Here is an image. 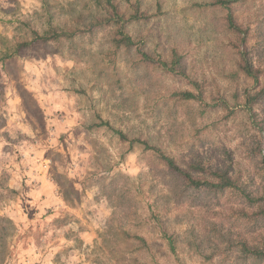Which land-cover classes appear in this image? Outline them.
<instances>
[{"label":"rangeland","instance_id":"obj_1","mask_svg":"<svg viewBox=\"0 0 264 264\" xmlns=\"http://www.w3.org/2000/svg\"><path fill=\"white\" fill-rule=\"evenodd\" d=\"M234 1L116 0L148 16L125 25L134 47L102 28L0 62V217L15 227L0 264H264L244 247L264 251V215L244 198L264 195V0ZM44 4L69 28L96 10L0 0V42L42 32ZM135 140L238 187H189Z\"/></svg>","mask_w":264,"mask_h":264},{"label":"trees","instance_id":"obj_2","mask_svg":"<svg viewBox=\"0 0 264 264\" xmlns=\"http://www.w3.org/2000/svg\"><path fill=\"white\" fill-rule=\"evenodd\" d=\"M89 3H94L95 11H91L88 15H81L79 16L77 20V24L75 28H69L67 26H58L53 24V16L50 15L49 8L47 4H44L46 6V11L49 14L48 21H47V27L42 31L34 30L32 28H29V38L22 39L21 41H16L14 43H11L8 40H4L3 43H1V51H0V62L5 63L8 60L13 59L16 57L20 51L24 48H28L36 43H58L61 40H72L75 38V36L83 33H93L98 29L102 28H110L114 29L116 28L117 31L115 33L116 37L113 40L114 45L117 48H132L135 46V41L133 38L128 35L124 29L125 25L128 22H141L148 18L145 13H143L140 9L139 2H136L134 4H131L127 2V5L122 6L123 4L116 3V0H88ZM234 0H217L214 5H220L227 9H230V5L234 3ZM126 7V8H125ZM21 25H30L28 22H23ZM229 25L232 28H235V23L229 17ZM142 57L145 61H151L152 58L142 52ZM163 67H167V64L165 62H160ZM241 70L244 71V74L247 77H250L254 79L256 82H258V75L261 73L259 71H256L253 69L252 66L249 64H246L244 66H241ZM264 92V89H263ZM262 92L256 94L255 96L247 97V105H252L257 101V99L260 97ZM185 100H191L195 99V95L191 92H183L181 94ZM108 126V122H101L97 125V127H104ZM115 133H117L122 140H127V136L119 131L114 130ZM140 144H143L146 149L154 151L160 162L165 166V168L169 171V173L178 178L181 179L184 183H186L189 187L201 189L205 188L208 190H226L231 188H237L236 181L227 173V172H221V171H215V172H209L208 175L211 176L214 181L206 179L204 176H202V172H198L199 170L195 168L194 166H189L186 168H183L180 166V164L177 163V161L163 153L161 150L156 148V146L150 145L148 142H142L140 140H135ZM133 143V142H132ZM199 173V175L195 173ZM244 198L250 205H256L259 207L260 214L264 215V195L254 197L251 196L250 193L246 192L244 190ZM0 232H3V234H8L11 232V230H14L15 227L10 219L0 217ZM245 247V253L256 255L259 258L264 257V251L261 252L255 248H249L247 245Z\"/></svg>","mask_w":264,"mask_h":264}]
</instances>
